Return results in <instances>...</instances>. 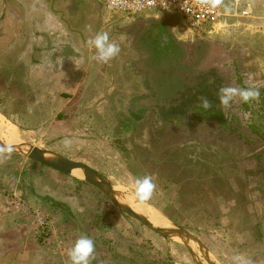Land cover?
I'll return each mask as SVG.
<instances>
[{
	"label": "rangeland",
	"instance_id": "rangeland-1",
	"mask_svg": "<svg viewBox=\"0 0 264 264\" xmlns=\"http://www.w3.org/2000/svg\"><path fill=\"white\" fill-rule=\"evenodd\" d=\"M239 2L217 30L193 35L176 14L128 17L99 0H0V30L10 31H0V110L20 123L26 153L0 150V195L7 200L0 205H10L0 217L15 224L0 232V248L3 239L12 244L0 264H68L67 251L81 236L95 243L89 264H264V146L250 129L264 126V0ZM22 19L29 22L26 39L11 44V28ZM155 22H166L182 50L165 52ZM100 31L120 47L104 64L86 45ZM72 46L84 57L73 56ZM210 71L221 79L222 97L233 90L229 103L221 97L210 115L191 110L163 120L156 93L167 98L184 77L192 83ZM83 72L89 80L73 95ZM244 91L259 95L244 100ZM29 155L79 163L126 203L135 198L133 180L151 176L156 189L141 203L189 238L150 229L73 170ZM34 232L42 250L17 256L15 241L36 244Z\"/></svg>",
	"mask_w": 264,
	"mask_h": 264
},
{
	"label": "built area",
	"instance_id": "built-area-1",
	"mask_svg": "<svg viewBox=\"0 0 264 264\" xmlns=\"http://www.w3.org/2000/svg\"><path fill=\"white\" fill-rule=\"evenodd\" d=\"M103 7L112 13L128 17L141 14H176L181 18L183 28L193 35H205L217 30L240 5L239 0L225 3L224 0H99ZM247 14L243 10L242 15ZM153 17H157L153 15ZM39 221V230L44 232L45 223ZM44 240V239H43Z\"/></svg>",
	"mask_w": 264,
	"mask_h": 264
},
{
	"label": "trees",
	"instance_id": "trees-1",
	"mask_svg": "<svg viewBox=\"0 0 264 264\" xmlns=\"http://www.w3.org/2000/svg\"><path fill=\"white\" fill-rule=\"evenodd\" d=\"M154 24L155 27L158 29H156L157 31H154L155 33L153 34L156 37V39L158 38V35L161 37L163 44H165L166 48H168L165 51L166 53L173 51V49L176 51L177 49L182 50L183 47L177 44L175 41H173V39L169 36V34H167V31L165 30L166 22H155ZM158 55L155 54V56ZM163 75L170 76L171 73H166V72L158 73V76H163ZM181 81H182V85L179 88H177L167 98L158 99L160 95H157L156 93L157 105L159 107V111L161 112V118L163 120L170 118L184 117L191 110L205 113L207 115H210V112L216 110L215 107H217V105L220 104L221 97L224 93L223 91L224 86H222L221 79L217 77L214 71L205 72V73L203 72L199 74L196 77V80L192 83L191 81H187L185 77L183 78V80L181 79ZM156 89L159 90L160 87ZM203 100H207L209 103V107L207 109L203 107L202 104ZM220 118L223 120V116L221 114H219V119ZM261 119L264 120V116H262ZM250 129L258 136L260 141H262V146H264V126H259V125L257 126L255 125V123H252ZM158 256L159 254H157V257ZM154 261L152 262V264L157 263L156 262L157 260L155 262ZM90 264H97V263L91 262ZM165 264H173V263L171 262L170 258H168L167 263Z\"/></svg>",
	"mask_w": 264,
	"mask_h": 264
},
{
	"label": "clouds",
	"instance_id": "clouds-1",
	"mask_svg": "<svg viewBox=\"0 0 264 264\" xmlns=\"http://www.w3.org/2000/svg\"><path fill=\"white\" fill-rule=\"evenodd\" d=\"M86 45L88 49L93 52L92 59L101 64L108 63L120 53L119 45L111 40L107 31L96 32L86 40ZM232 91L233 90L231 89L225 90L227 94L222 97V101L225 105L229 103ZM258 95V92H242L244 100H248L249 98ZM202 104L205 109L209 107L207 100H203ZM8 151H12L11 146H9ZM133 186L134 196L140 202L150 200L156 189V185L153 182L152 177L148 175L142 178H135L133 180ZM94 251L95 243L93 239L87 236H81L74 241L67 251L68 264H89L90 257L93 256Z\"/></svg>",
	"mask_w": 264,
	"mask_h": 264
},
{
	"label": "crops",
	"instance_id": "crops-1",
	"mask_svg": "<svg viewBox=\"0 0 264 264\" xmlns=\"http://www.w3.org/2000/svg\"><path fill=\"white\" fill-rule=\"evenodd\" d=\"M153 17V16H152ZM52 18V17H51ZM153 18H155V17H153ZM36 19V18H35ZM37 20V19H36ZM28 24H29V22L27 21V19H22V21H20L19 22V24L14 28H11V30L14 32V37L11 39V44H17V43H21V40H25L26 39V33H27V31H28V29L29 28H27L28 27ZM33 24H36V26H35V29H36V31H43V26H42V24H41V22L40 23H36V21L34 20V23L32 22V24L31 25H33ZM0 31H2V30H0ZM35 31V33L37 34L38 32H36ZM7 33H10V31H9V29H7V30H5V32H3L2 31V35L3 36H5V34H7ZM41 35V34H40ZM16 39V40H15ZM5 38H2V39H0V45L1 46H5ZM3 43V44H2ZM21 46V45H20ZM82 48H83V50H84V46H82ZM89 50V49H88ZM72 51H74V54H73V56H75L76 54H78V55H80V56H82V57H84V51H81L79 48H77V46H72V48H71V52ZM90 51V50H89ZM69 58H72V57H69ZM59 62V61H58ZM20 64H18L19 66L21 65V62H19ZM16 64V63H15ZM87 80H89V76H87V77H84V72H83V79H82V82H80L79 84H76L75 85V87H74V91L72 92V94L73 95H75V90L76 89H79L80 87H81V85H84L85 84V82L87 81ZM52 88V90H55L58 86H53V84H52V86H51ZM53 87H54V89H53ZM55 92V96H60V95H58L57 93H58V90H55L54 91ZM6 111L5 110H3V109H1L0 110V118L1 119H3V122H7L8 124H10L11 126H13V127H15L16 128V131H17V134H18V138H17V141L15 142V143H13V144H10L9 142H8V140H7V138H6V136L2 133V132H0V143L2 144V145H4V146H7V147H9V146H11L12 148H20L21 146H22V144L23 143H25V142H23L22 141V136H24V134H23V131H22V127H21V125H20V123H15L16 121H13L12 119H10L7 115H6V113H5ZM0 150L2 151V150H5V151H8L7 149H5V148H3L1 145H0ZM8 152H10V151H8ZM44 155H46V154H44ZM4 171H5V169H2V173H4ZM74 171H78L79 173H81V178H78V179H83V180H85L84 179V172L82 171V170H79V169H74L73 171H72V176L73 177H75L74 175H73V172ZM5 191V190H4ZM4 191L2 190L1 192L2 193H4ZM4 200V201H6L7 202V200H5V198H3V197H1V195H0V200H2V199ZM6 202H4V203H6ZM134 202V203H133ZM140 201H138L136 198H134V197H131V200L129 199V201L126 203L127 205H130L131 207H132V209H133V211L136 213V214H138V215H141L142 217H144V218H146L147 219V216L146 215H144V214H142V213H140V212H137L135 209H134V205L135 204H140V205H145V204H143V203H139ZM15 204H17L16 202H15ZM134 204V205H133ZM9 205V204H8ZM8 205L6 206L7 207V209L9 208L8 207ZM10 206V205H9ZM18 206H19V204H18ZM145 206H147V205H145ZM6 207L5 206H1L0 205V210L1 209H6ZM148 208H150L149 206H147ZM152 209V208H151ZM153 210V209H152ZM156 214H158L156 211H154ZM159 215V214H158ZM159 217L163 220V218L159 215ZM148 221L150 220L149 218L147 219ZM13 220L10 218V217H0V226L3 224V226L2 227H0V232L1 231H3V232H5L6 230H8L9 229V231L11 230L9 227H11L13 224H14V222H12ZM150 223H152L151 221H149ZM163 222H164V220H163ZM21 224H23V223H21ZM21 224H19V225H21ZM153 224V223H152ZM15 225V224H14ZM26 227H27V225H25ZM39 227V226H38ZM6 228H8V229H6ZM22 227L21 226H15L14 228H12V229H21ZM27 230H28V227H27ZM12 231V230H11ZM21 231H23V229H21ZM30 233V232H29ZM31 234V233H30ZM34 236H37V233L36 232H34ZM5 237V235L3 236V238ZM31 237H32V234H31ZM0 239H1V234H0ZM32 239H33V237H32ZM2 240V239H1ZM10 241V240H9ZM8 241V242H9ZM39 245H40V243H39V237L37 236L36 237V240H35ZM4 243V244H3ZM3 247H2V249L0 250V253H4V250L6 251L7 250V248H9V247H11L12 246V244H8L6 241H5V239H3ZM37 243L35 244V243H28L27 242V240L25 239V238H23L22 236H21V238L20 239H17L16 241H15V243H14V246H16V247H18V252L16 253V254H18L17 256H20V257H23V256H25L26 255V253L28 252V253H32V252H39V251H41L42 250V248H43V246L42 245H40V246H38L37 245Z\"/></svg>",
	"mask_w": 264,
	"mask_h": 264
},
{
	"label": "water",
	"instance_id": "water-1",
	"mask_svg": "<svg viewBox=\"0 0 264 264\" xmlns=\"http://www.w3.org/2000/svg\"><path fill=\"white\" fill-rule=\"evenodd\" d=\"M0 145L7 149L9 147L4 146L0 143ZM12 153L18 154L20 156L26 157V153L20 148H12ZM42 156V155H41ZM29 159L36 161L38 163L48 165L54 169L61 170V171H72L74 169H79L82 170L87 177V182L93 184L96 186L101 192L105 194L107 198H109L117 208L122 210L123 212L127 213L131 217L135 218L137 221L145 224L152 230H162L165 231L167 234L174 233L176 236L183 238L186 240L188 239L189 236L181 229L177 228L174 224L170 222H163V224L155 226L154 224L150 223L146 218L142 217L141 215L136 214L132 207L130 205H127L126 202L124 201L123 198H119L116 194L120 196L116 190H113V188L107 183L104 182L96 173L93 171L89 170L85 166L79 164V163H74V162H68L65 160H59V158H53L50 159V161H47L44 159V157H33L32 155L27 156ZM126 200V199H125ZM128 201V200H126Z\"/></svg>",
	"mask_w": 264,
	"mask_h": 264
},
{
	"label": "bare ground",
	"instance_id": "bare-ground-1",
	"mask_svg": "<svg viewBox=\"0 0 264 264\" xmlns=\"http://www.w3.org/2000/svg\"><path fill=\"white\" fill-rule=\"evenodd\" d=\"M0 132H2V133L6 136L8 142H9L10 144H13V143H15V142L17 141L18 134H17L16 128L13 127V126H11V125L8 124L7 122H6V123L3 122V119H1V118H0ZM73 175H74L76 178H81V176L78 175V174L76 173V171L73 172ZM83 175L85 176V174H83ZM84 179L86 180L87 177L85 176ZM133 203H134V202H133ZM139 203H140V202H139ZM133 205H134V204H133ZM134 209H135L137 212H140V213L146 215V216H147V219L149 218V219H150L149 221H151L153 224H154L155 222H159V223L163 224V220H162V219L159 217V215L156 214V213L154 212V210H152L151 208H148V207L145 206V205L135 204V205H134ZM156 224H157V223H156ZM154 225H155V224H154ZM170 236L173 237V238H175V239H178V238L176 237V234H174V233H170Z\"/></svg>",
	"mask_w": 264,
	"mask_h": 264
}]
</instances>
